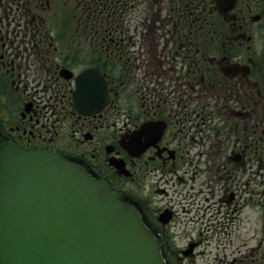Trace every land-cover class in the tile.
<instances>
[{"label": "flooded vegetation", "instance_id": "af4514ba", "mask_svg": "<svg viewBox=\"0 0 264 264\" xmlns=\"http://www.w3.org/2000/svg\"><path fill=\"white\" fill-rule=\"evenodd\" d=\"M17 1L21 19L0 12V145L106 182L168 264H264V0ZM86 72L92 114L75 106Z\"/></svg>", "mask_w": 264, "mask_h": 264}, {"label": "water", "instance_id": "95a60500", "mask_svg": "<svg viewBox=\"0 0 264 264\" xmlns=\"http://www.w3.org/2000/svg\"><path fill=\"white\" fill-rule=\"evenodd\" d=\"M118 199L58 154L0 147V264H165Z\"/></svg>", "mask_w": 264, "mask_h": 264}, {"label": "rangeland", "instance_id": "374dc122", "mask_svg": "<svg viewBox=\"0 0 264 264\" xmlns=\"http://www.w3.org/2000/svg\"><path fill=\"white\" fill-rule=\"evenodd\" d=\"M7 7H11V9L14 13V14H12V17H13V15H15L16 17H19L18 19H21L19 14H18V10L21 11V9H19V2L17 0H11V1L4 0V5L0 7V12L2 13V11L4 9H7ZM10 19H11V17H10Z\"/></svg>", "mask_w": 264, "mask_h": 264}]
</instances>
